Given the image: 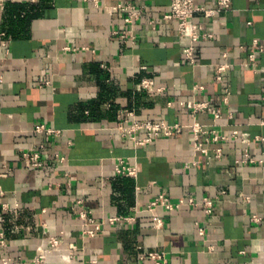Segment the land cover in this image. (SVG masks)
Here are the masks:
<instances>
[{
	"label": "crops",
	"instance_id": "obj_1",
	"mask_svg": "<svg viewBox=\"0 0 264 264\" xmlns=\"http://www.w3.org/2000/svg\"><path fill=\"white\" fill-rule=\"evenodd\" d=\"M170 1L0 0V264H153L140 258L145 251H163L164 264H264V143L249 145L253 162L238 163L246 145L231 136H264V50L252 46L264 44V0L195 14L213 38L198 43L194 63L175 38L176 21L163 17ZM13 4L34 15L10 24ZM129 4L141 11L132 23ZM252 52L253 63L241 65ZM224 53L233 67L217 80ZM203 101L220 118L193 112L191 103ZM124 109L185 127L134 146L116 130ZM194 120L208 130L205 151L194 148ZM40 124L60 132H39ZM216 134L224 139L213 141ZM40 145L44 163L29 168L22 152ZM118 157L137 174H117ZM160 194L200 204L150 209ZM80 210L98 222L133 220L88 236Z\"/></svg>",
	"mask_w": 264,
	"mask_h": 264
},
{
	"label": "built area",
	"instance_id": "obj_2",
	"mask_svg": "<svg viewBox=\"0 0 264 264\" xmlns=\"http://www.w3.org/2000/svg\"><path fill=\"white\" fill-rule=\"evenodd\" d=\"M95 1V0H94ZM231 4V0H215V3L212 7H206L203 5H199L196 3V0H171L168 5V11L163 15L165 19H171L176 21V29L174 31L175 38L177 42L182 47V53L184 58L190 63L195 62V56L198 52V43L200 41H205L213 38V33L207 30L201 23H196L193 18L194 15L199 13L204 18H212L215 14L225 11L229 9ZM123 9L127 13V23H132L134 20L138 19L141 11L133 6V5H125ZM252 46L257 47L259 51L264 50V44L259 43L256 39L252 41ZM68 49V47H66ZM224 61L219 62L216 66V75L215 78L217 80L222 79V72L228 68L233 67V63L229 61L227 53L222 55ZM255 60L254 53H250L248 57V61L240 62L241 65L246 66L252 64ZM141 86L144 89L150 90L151 85L148 80H143L141 82ZM196 88H201L200 86H195ZM229 92L226 91L223 102L226 103L228 101ZM193 112L197 111H206L211 114L213 119H218L221 116V110L219 107H215L210 105L208 102H192L191 103ZM260 123L264 125V119L260 120ZM185 125L181 123H168L164 119L161 120H138L133 117V112L127 109H124L120 115H118L116 130L119 135L123 138H126L132 142L134 146H146L149 143L160 137H176L179 136L184 129ZM191 130L193 137V145L196 150L205 151L203 147V142L207 140L206 134L208 130L205 125H202L198 121L194 120L192 124L188 126ZM36 130L39 132H43L46 134H56L59 133V130L45 127L44 125H37ZM231 136L237 138L240 137L241 141L246 145L244 150L243 158L236 160V162H253V158L249 155L248 147L254 142H263L264 136L256 135L253 138L250 137L248 132H241L237 130H233L231 132ZM218 139H224L223 135L216 134L212 137L213 141H217ZM43 145L38 147H33L29 150L22 152V158L26 165L29 168L40 167L43 165V159L41 157V149ZM220 149H217L219 151ZM55 159L63 160V156L55 155ZM115 171L120 175L127 176H135L137 174V170L135 167H129L124 163V159L118 157L117 162L115 164ZM0 193H2L0 189ZM80 202V201H79ZM185 202H188L194 206H198V202H196L192 198L179 199L176 203L170 202L164 195H158L154 200L150 203V209H154L155 207L162 205L166 211L173 212L179 206ZM201 204L204 206L206 212L211 211V200L208 198H203ZM79 217L84 220L85 225L90 226L84 230V233L88 236H93L97 232L108 233V229L105 226H114L120 224H127L133 220V217L126 216H112L100 222L95 221L88 212L80 210L78 213ZM255 219H257L255 217ZM163 225V219L161 217H155L153 226L159 229ZM1 244L5 245L3 236L0 233ZM51 243L53 246L57 247V240L51 238ZM140 258H148L152 261L153 264H164L165 263V255L163 251H145L141 254ZM10 259L3 257L2 262L7 263ZM35 264H39L37 259L34 260ZM231 264H239L238 262H233Z\"/></svg>",
	"mask_w": 264,
	"mask_h": 264
},
{
	"label": "trees",
	"instance_id": "obj_3",
	"mask_svg": "<svg viewBox=\"0 0 264 264\" xmlns=\"http://www.w3.org/2000/svg\"><path fill=\"white\" fill-rule=\"evenodd\" d=\"M8 8H9L8 13L10 15L9 19L11 21L10 24H12V25L15 23H18L22 20H27L28 17L30 18L34 15V14H32V11L30 13V8L26 4H13V5L9 6ZM10 8H12V9H10ZM21 11H25V15H23V17H22L23 19H21V17H20ZM9 31H11V30H9ZM9 31L7 30V33Z\"/></svg>",
	"mask_w": 264,
	"mask_h": 264
}]
</instances>
